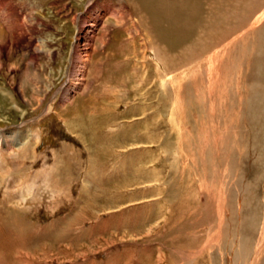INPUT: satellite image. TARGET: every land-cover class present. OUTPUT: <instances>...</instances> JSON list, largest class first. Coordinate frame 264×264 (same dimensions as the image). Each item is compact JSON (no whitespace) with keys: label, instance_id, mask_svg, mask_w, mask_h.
<instances>
[{"label":"rangeland","instance_id":"374dc122","mask_svg":"<svg viewBox=\"0 0 264 264\" xmlns=\"http://www.w3.org/2000/svg\"><path fill=\"white\" fill-rule=\"evenodd\" d=\"M6 1L0 264H264V0Z\"/></svg>","mask_w":264,"mask_h":264},{"label":"bare ground","instance_id":"6f19581e","mask_svg":"<svg viewBox=\"0 0 264 264\" xmlns=\"http://www.w3.org/2000/svg\"><path fill=\"white\" fill-rule=\"evenodd\" d=\"M94 1L93 0H89V2L87 3V9L85 11V13L82 15V17H79L77 19V25H78V29H77V37L79 35H81L82 33L83 34H86V38H85V41H87V43L89 41H91V39L93 38L94 36V32L97 30V26L99 24V21L103 20V14H107V13H101L100 12V9L99 10H96L98 9V5H96L95 3H93ZM4 4V12L3 14H1V16H3V18H5L10 26L13 27V29H15V31L17 32V30H21V27L26 24H30L31 26H35L36 28H39V27H42L43 26V23H41V19H39L38 17L36 16H33V15H29V16H21V13H20V10L17 8V6L15 7L13 5V2H8L6 0H0V4ZM22 3V2H21ZM37 3V2H36ZM151 3V2H150ZM24 4V3H23ZM100 4V3H99ZM32 5V3L30 4ZM151 5V4H150ZM33 6V5H32ZM21 9V8H20ZM90 9V10H89ZM34 10V9H33ZM38 10L41 11V9L39 8ZM163 12L165 11V8L161 9ZM37 11V10H36ZM31 12V11H30ZM35 12V11H34ZM38 12V11H37ZM33 13V11H32ZM112 13H115V12H112ZM111 13V14H112ZM30 14V13H29ZM91 15L93 17H91ZM114 15V14H112ZM93 18V19H92ZM105 18V17H104ZM4 19V20H5ZM75 19L72 21L74 23ZM38 26V27H37ZM27 28V27H26ZM23 29V28H22ZM27 30V29H26ZM36 31V30H35ZM24 32V31H23ZM28 33V32H27ZM18 35V34H17ZM22 35L24 34H20L19 33V36H17V40H15L14 42L12 43H9V44H3V45H8L6 46V48H8V50H13L14 48H18L19 47V38L22 39L21 37H23ZM31 35V34H30ZM32 36L34 37V35H31V38ZM27 37V36H26ZM38 38V37H36ZM24 40H25V37H24ZM27 40V38H26ZM29 40H31L29 38ZM45 41V40H44ZM22 43V41H21ZM25 43V42H24ZM23 43V44H24ZM27 44H30L28 43V40H27ZM39 44V42H38ZM47 44V43H46ZM29 46V45H28ZM47 46V45H46ZM38 47V46H37ZM48 47V46H47ZM45 48V47H44ZM42 49V48H41ZM84 49V48H83ZM41 51V50H40ZM52 52H53V49H52ZM49 54V53H48ZM1 58H2V48L0 46V61H1ZM71 58L74 59V68L76 69L75 71V76L77 78V82H73L74 84L71 85L68 89H66V96H64L65 98H69V94L67 92H69L71 90V93L72 91H76V88L78 86H80V81H81V78L83 76V72L85 70V67L87 66V62H88V51H85V54L80 52L78 50V47L75 46L74 49L72 50V53H71ZM72 61V60H71ZM72 65V66H73ZM1 63H0V67H1ZM74 70V69H73ZM74 79V78H73ZM0 91L3 92V94H5L12 102H13V98H14V95L9 91V89L5 88L4 86H0ZM21 91V90H20ZM63 94V93H62ZM14 103V102H13ZM54 103V102H53ZM52 104V103H51ZM13 106H19L17 105L16 103L13 104ZM49 107H50V104H49ZM15 141V140H14ZM15 146V145H14ZM19 148V147H18ZM13 152V151H12Z\"/></svg>","mask_w":264,"mask_h":264}]
</instances>
